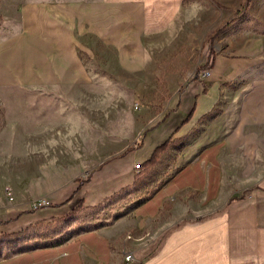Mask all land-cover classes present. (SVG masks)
<instances>
[{
    "label": "crops",
    "instance_id": "obj_1",
    "mask_svg": "<svg viewBox=\"0 0 264 264\" xmlns=\"http://www.w3.org/2000/svg\"><path fill=\"white\" fill-rule=\"evenodd\" d=\"M183 1L24 3L10 32L0 30V88L87 83L89 73L80 56L86 37L114 50L124 70L135 71L140 68L139 56L144 64V35L151 32V18L179 16ZM249 52L251 56L247 54L239 64L224 60L222 72L217 73L214 64L208 77L215 83L241 75L249 81L253 77L247 71L262 63L260 45ZM203 84L194 82L182 106L174 109L188 116L166 141L172 138L177 150L168 147L152 169L136 171L133 155L91 171L44 163L15 193L14 202L5 198L2 189L0 232L7 235L65 219L79 208H95L126 189L139 203L114 223L74 240L16 253L10 251L20 242L4 244L8 254H3L0 264H123L127 252L139 264H264V165H257L255 174L241 172L239 177L248 179L241 187L232 183L234 171L227 163L238 150L248 153V145L237 146L231 138L219 142L204 134L192 135L197 130L192 124L209 115L221 95L215 85L206 90ZM194 119L198 121L193 123ZM202 143L206 145L201 147ZM254 156L260 163L264 159L263 154Z\"/></svg>",
    "mask_w": 264,
    "mask_h": 264
},
{
    "label": "rangeland",
    "instance_id": "obj_2",
    "mask_svg": "<svg viewBox=\"0 0 264 264\" xmlns=\"http://www.w3.org/2000/svg\"><path fill=\"white\" fill-rule=\"evenodd\" d=\"M38 1L96 0H0V30L10 32L21 5ZM182 9L174 18H151V32L144 35V64L139 56L140 68L135 71L124 70L114 50L86 37L80 56L89 73L87 83L0 88V194L8 187L14 194L22 190L44 163L76 165L89 171L128 155L136 157L133 164L143 163L148 150L164 144L175 125L188 117L174 109L182 106L197 70L207 62L210 38L220 29L214 44L217 73L223 71L224 60L239 64L258 45L262 63L247 71L253 77L249 81L242 75L216 83L214 78H204V88L215 85L221 95L209 115L199 123L194 119L195 126L192 119L189 123L197 128L192 135L204 134L209 141L219 142L231 138L237 146L248 145V153L238 150L227 163L234 171L232 183L246 187L248 179L239 177L241 172L247 174L264 165V159L260 163L254 156L264 155V0H184ZM252 56L258 57L256 53ZM171 139L167 148L176 151ZM153 167L144 165L141 171ZM113 196L100 208H79L65 219L36 224L19 234L0 232V258L8 254H4V244L20 242V247L10 251L16 253L74 240L114 223L139 203L127 189ZM127 254L123 264H139L136 258L126 263Z\"/></svg>",
    "mask_w": 264,
    "mask_h": 264
},
{
    "label": "trees",
    "instance_id": "obj_3",
    "mask_svg": "<svg viewBox=\"0 0 264 264\" xmlns=\"http://www.w3.org/2000/svg\"><path fill=\"white\" fill-rule=\"evenodd\" d=\"M252 0H247V2H251ZM219 33H221V29L218 30V32L210 38V49H209V53H208V58H207V62L204 66L200 67L198 70H197V73H196V76L195 78L193 79V82H199L201 84H203V78H202V75L204 73V71L206 69H212L213 67V63H214V60H215V56H216V52H215V48H214V44H215V41L217 39V36L219 35ZM167 145L168 143L165 142L164 144H162L161 146H159L158 148L155 149V151L153 152L151 158L149 160H147L145 163H143V166L144 165H149V166H153L155 165L159 158H160V155L166 151L167 149ZM117 195V194H116ZM114 195V196H116ZM113 196V197H114ZM112 198V197H111ZM110 199V198H109ZM108 201V199L106 200ZM105 201V202H106ZM103 204V203H102ZM101 204V205H102ZM101 205L95 207V208H100ZM126 214H122L120 216H118V219L121 218V217H124ZM91 231V230H89Z\"/></svg>",
    "mask_w": 264,
    "mask_h": 264
},
{
    "label": "built area",
    "instance_id": "obj_4",
    "mask_svg": "<svg viewBox=\"0 0 264 264\" xmlns=\"http://www.w3.org/2000/svg\"><path fill=\"white\" fill-rule=\"evenodd\" d=\"M209 76V73L208 72H204L203 75H202V78H206ZM143 168V163H138L135 165V169L140 172ZM4 195H5V198L9 201V202H14L15 200V194H14V190L10 187L8 188H5L4 189ZM38 206V205H37ZM126 263H134L136 261L135 257L132 255V254H127L126 258Z\"/></svg>",
    "mask_w": 264,
    "mask_h": 264
}]
</instances>
